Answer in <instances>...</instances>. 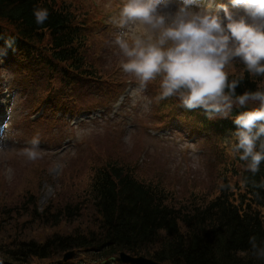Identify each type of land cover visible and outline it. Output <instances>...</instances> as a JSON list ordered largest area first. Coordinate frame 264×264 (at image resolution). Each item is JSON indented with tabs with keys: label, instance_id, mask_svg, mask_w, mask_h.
Wrapping results in <instances>:
<instances>
[{
	"label": "trees",
	"instance_id": "obj_1",
	"mask_svg": "<svg viewBox=\"0 0 264 264\" xmlns=\"http://www.w3.org/2000/svg\"><path fill=\"white\" fill-rule=\"evenodd\" d=\"M34 8L48 11L42 25L36 23ZM89 15L64 1L0 0V51L14 53L23 71L33 69L27 75L32 83L42 81L40 71L46 70L65 90L60 97L66 92L64 99L70 100L67 91L81 81L100 85L102 76L109 82L87 55L95 50L89 42ZM229 79L240 80L237 95L264 91V76H253L245 67L230 72ZM166 100L187 109L178 95ZM258 106L234 105L227 116L212 119L202 108L187 110L205 129L233 135L235 118ZM239 157L236 152L232 165L221 170L213 193L188 199L171 186L148 180L135 169L138 161L128 165L117 156L95 154L84 190L76 184L67 191L61 186L40 205L38 184L46 165L32 166V187L22 186L11 196L0 193V258L6 264H57L64 253L75 251L72 260L61 264H101L125 252L162 264H264L249 244L255 236L264 246V162L253 174ZM79 254L91 260H81Z\"/></svg>",
	"mask_w": 264,
	"mask_h": 264
},
{
	"label": "rangeland",
	"instance_id": "obj_2",
	"mask_svg": "<svg viewBox=\"0 0 264 264\" xmlns=\"http://www.w3.org/2000/svg\"><path fill=\"white\" fill-rule=\"evenodd\" d=\"M58 1L81 6L90 13L89 42L95 50L90 48L87 55L102 67L101 72L109 82L104 83L102 76L100 85L96 86L81 81L67 91L68 96L73 95L67 100L64 99L66 92L62 98L58 94L65 90L58 81H51L50 73L41 69L42 81L32 83L27 75L33 69L23 71L14 53L3 49L5 59L0 63V121L4 124L0 127V193L11 196L22 186L32 187L33 180L28 172L37 164L46 165L38 184L42 205L53 198L61 186L67 191L73 190L72 185L76 184L79 190H84L90 183V159L95 154L117 156L128 165L138 161L140 165H134L135 169L152 183L158 181L171 186L181 198L213 193L219 184L221 170L232 165L236 158L234 136L229 132L218 135L202 131L197 126L198 118L187 119V114L180 110L176 113L170 100L159 98V80L131 95L138 84L119 66L121 56L112 44L119 30L110 23L123 0ZM180 3L181 0H170V11L174 13ZM220 4L226 5L237 18L245 15L242 8L231 4V0H196L192 10L210 9L215 13ZM219 14L223 18V12ZM97 53L98 58L93 56ZM242 67L244 65L237 60L228 71H240ZM66 102H69L67 109L64 108ZM43 106L45 109L34 115ZM50 111L54 114L82 112V115L75 119L67 115L60 122H53L55 115H48ZM167 123L168 127L162 129ZM33 140L37 141L38 156L30 160L25 149L34 147ZM116 144L122 148L120 153L116 151L120 149ZM79 255L81 260H91L90 256Z\"/></svg>",
	"mask_w": 264,
	"mask_h": 264
},
{
	"label": "clouds",
	"instance_id": "obj_3",
	"mask_svg": "<svg viewBox=\"0 0 264 264\" xmlns=\"http://www.w3.org/2000/svg\"><path fill=\"white\" fill-rule=\"evenodd\" d=\"M195 4L196 0H181L172 13L165 11L170 0H123L110 19L119 30L112 41L121 56L119 66L138 84L131 95L159 80L160 99L178 95L183 106L202 108L209 119L227 116L234 105L259 102L235 118L238 130L233 134L234 151L256 174L264 162V91L237 95L240 80H230L228 70L238 60L251 75L264 76V0H231L245 13L239 18L223 4L215 13L195 12ZM33 14L38 25L49 15L40 8ZM32 144L25 154L35 160L37 141ZM249 244L253 256L264 260V246L255 236L249 237Z\"/></svg>",
	"mask_w": 264,
	"mask_h": 264
},
{
	"label": "water",
	"instance_id": "obj_4",
	"mask_svg": "<svg viewBox=\"0 0 264 264\" xmlns=\"http://www.w3.org/2000/svg\"><path fill=\"white\" fill-rule=\"evenodd\" d=\"M72 257H73V252L67 253L64 256L63 261H68L72 259ZM109 261L118 262L121 264H160V263H157L155 261H152L144 257L134 258V257H131L130 255H127L126 253H121L117 257H111ZM0 263H3V262L0 261Z\"/></svg>",
	"mask_w": 264,
	"mask_h": 264
},
{
	"label": "bare ground",
	"instance_id": "obj_5",
	"mask_svg": "<svg viewBox=\"0 0 264 264\" xmlns=\"http://www.w3.org/2000/svg\"><path fill=\"white\" fill-rule=\"evenodd\" d=\"M171 8H172V5H169V8H168V9H166V10L170 11V10H171ZM170 12H171V11H170Z\"/></svg>",
	"mask_w": 264,
	"mask_h": 264
}]
</instances>
